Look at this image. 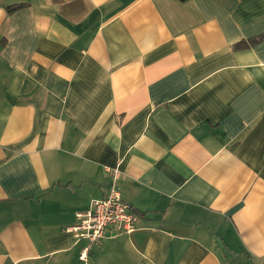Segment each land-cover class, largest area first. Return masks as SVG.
Masks as SVG:
<instances>
[{
  "label": "crops",
  "instance_id": "obj_1",
  "mask_svg": "<svg viewBox=\"0 0 264 264\" xmlns=\"http://www.w3.org/2000/svg\"><path fill=\"white\" fill-rule=\"evenodd\" d=\"M260 35L264 0H0V264L264 262ZM115 168L136 230L84 262Z\"/></svg>",
  "mask_w": 264,
  "mask_h": 264
},
{
  "label": "built area",
  "instance_id": "obj_2",
  "mask_svg": "<svg viewBox=\"0 0 264 264\" xmlns=\"http://www.w3.org/2000/svg\"><path fill=\"white\" fill-rule=\"evenodd\" d=\"M114 181L109 193L102 199H92L86 211L76 214L79 223L66 231L77 239H85L89 246L82 249L79 259L86 261L89 248L97 246L106 238L122 234H131L136 230L138 216L131 207L122 200L121 193L116 186L118 168L112 170ZM111 234L107 235V230ZM258 264H264L259 262Z\"/></svg>",
  "mask_w": 264,
  "mask_h": 264
},
{
  "label": "trees",
  "instance_id": "obj_3",
  "mask_svg": "<svg viewBox=\"0 0 264 264\" xmlns=\"http://www.w3.org/2000/svg\"><path fill=\"white\" fill-rule=\"evenodd\" d=\"M178 1L185 2L187 0H178ZM25 6L26 5H24V4L10 5V6L6 7V12L8 14H12V13H14L17 10H20V9L24 8ZM263 39H264V35H260V36L248 39L247 41H241V42L237 43L236 45H234V49L235 50H240V49H245V48L252 47V46L258 44L259 42H261Z\"/></svg>",
  "mask_w": 264,
  "mask_h": 264
}]
</instances>
